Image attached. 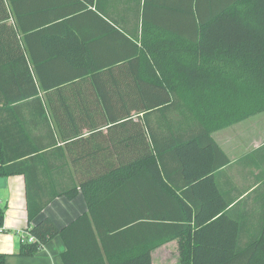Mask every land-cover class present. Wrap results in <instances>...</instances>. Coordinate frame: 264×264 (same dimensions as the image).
Listing matches in <instances>:
<instances>
[{
    "label": "trees",
    "instance_id": "trees-1",
    "mask_svg": "<svg viewBox=\"0 0 264 264\" xmlns=\"http://www.w3.org/2000/svg\"><path fill=\"white\" fill-rule=\"evenodd\" d=\"M21 1L0 0V176H23L34 237L15 254L33 256L59 235L62 264H151L154 249L179 238L181 264H264V192L259 229L242 243L236 204L215 177L229 159L211 137L264 111V0H186L171 10L186 20L180 42L176 29L143 23L137 56L110 65L135 71L120 86L106 85L93 60L36 57ZM75 85L79 103L58 108L57 94ZM48 110L105 120L107 145L89 155L91 169L68 168L56 133L102 123L52 124ZM176 174L189 184L179 195ZM79 193L86 213L62 227L48 216L32 223L53 199ZM3 218L0 206V233Z\"/></svg>",
    "mask_w": 264,
    "mask_h": 264
},
{
    "label": "crops",
    "instance_id": "crops-1",
    "mask_svg": "<svg viewBox=\"0 0 264 264\" xmlns=\"http://www.w3.org/2000/svg\"><path fill=\"white\" fill-rule=\"evenodd\" d=\"M185 1L22 0L19 7L25 14L22 17L24 24L32 25V29L35 30L32 45L36 57L93 60L94 65H101L96 73L102 76L101 79L106 85L118 82L120 86L122 76L131 75L135 71L128 68L122 70L120 67L113 66L124 59L137 56L135 51L140 46L143 23L146 26L174 28L177 31L178 42L183 39L186 20L183 15L172 14L171 10H183ZM7 8V22H13L8 4ZM110 65L113 66L110 67ZM76 69L64 71L60 68L57 71V67H54L50 72H74ZM82 88L75 85L62 89L57 94L54 104L60 109L66 103L74 107L79 101L74 96L75 93L70 92L78 94ZM45 105L48 106L47 103ZM48 112L52 124L55 121L102 123L100 131L94 133L89 132L88 129L66 136L56 133L57 145L65 154L68 168L72 172L75 168L91 169L92 160L89 155L105 152L104 147L107 145L105 120L77 114L53 116L50 110ZM133 117L136 118L135 115ZM113 135L116 141L125 136L123 132H116ZM211 137L229 159L227 164L215 171L216 183L224 192L226 199L231 201L230 206L236 204L232 215L240 219L241 240L245 243L260 226V204L264 192V111L225 128L214 130L211 132ZM124 147L122 143L115 145L119 153L125 151ZM217 159L219 161V156ZM172 184L176 188L171 187V190L177 195L189 185L188 179L179 174L174 176ZM0 206L4 208L3 229H5L0 233V251L7 253L5 264L13 262L62 264L61 253L64 250V244L59 235L52 237L33 256L15 254L22 237L28 233L25 229L27 210L25 182L22 175L0 176ZM173 211L179 212L178 208ZM86 212L87 206L81 193L73 199L57 197L38 214L32 223L48 216L57 226L62 227ZM11 235H14V238L10 239ZM151 264H181L179 238H174L154 249L151 252Z\"/></svg>",
    "mask_w": 264,
    "mask_h": 264
},
{
    "label": "rangeland",
    "instance_id": "rangeland-1",
    "mask_svg": "<svg viewBox=\"0 0 264 264\" xmlns=\"http://www.w3.org/2000/svg\"><path fill=\"white\" fill-rule=\"evenodd\" d=\"M13 233L12 234H14V231H12ZM28 235H31V234H29V233H27V235H25L24 237H25V239H26V237L28 236ZM12 237H9L10 239L11 238H14L13 236L14 235H11ZM7 238V237H6ZM25 239H24V241H25ZM7 240H9V239H7ZM12 259H16V258H12ZM10 260V259H9ZM9 262V261H8ZM9 264H17V262H13V263H9Z\"/></svg>",
    "mask_w": 264,
    "mask_h": 264
},
{
    "label": "built area",
    "instance_id": "built-area-1",
    "mask_svg": "<svg viewBox=\"0 0 264 264\" xmlns=\"http://www.w3.org/2000/svg\"><path fill=\"white\" fill-rule=\"evenodd\" d=\"M24 239H25V237H22V240H24ZM25 240H27V241H33L34 240V237L32 235H28Z\"/></svg>",
    "mask_w": 264,
    "mask_h": 264
}]
</instances>
